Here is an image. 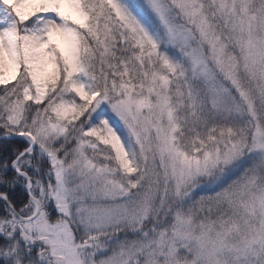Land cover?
Listing matches in <instances>:
<instances>
[{"label": "snow or ice", "instance_id": "snow-or-ice-1", "mask_svg": "<svg viewBox=\"0 0 264 264\" xmlns=\"http://www.w3.org/2000/svg\"><path fill=\"white\" fill-rule=\"evenodd\" d=\"M0 264H264V0H0Z\"/></svg>", "mask_w": 264, "mask_h": 264}]
</instances>
